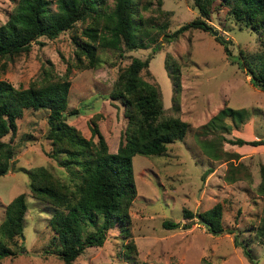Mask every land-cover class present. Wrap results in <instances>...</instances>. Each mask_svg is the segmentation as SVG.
Masks as SVG:
<instances>
[{"label":"rangeland","instance_id":"1","mask_svg":"<svg viewBox=\"0 0 264 264\" xmlns=\"http://www.w3.org/2000/svg\"><path fill=\"white\" fill-rule=\"evenodd\" d=\"M16 1L0 0V24ZM103 2L110 7L113 0ZM206 8L207 14H201L192 0H137L144 29L136 46L96 47L92 66L83 55V61L75 57L74 37L85 38L81 33L84 21L80 20L54 37H36L26 52L10 59L0 57V78L17 88L67 79L66 108L76 112L67 114L65 122L87 138L88 118L98 113L96 125L108 152L115 151L126 122L121 103L111 99L108 91L118 71L133 56L149 57L139 74L156 86L163 114L186 123L184 135L166 143L163 152L131 156L135 194L127 208L128 235L114 222L100 246L84 247L70 264H202L204 260L264 264V234L257 232L264 215V142L227 141L235 137L264 139V90L253 85L236 62L238 56L257 66L263 57L264 33L261 27L241 26L218 0H211ZM194 16H202L211 30L189 27L171 35ZM216 34L228 40L231 56L224 53ZM47 113L45 107L22 108L11 138L10 133L0 137L10 142L13 151L12 167L0 175V221L4 205L17 193L24 194L26 205L21 235L0 236L10 249L21 246V250L1 257L0 264H64L48 224L54 206L32 197L26 187L27 171L33 166H45L64 181L71 175L69 168L59 163L63 154L49 155ZM70 168L76 170L75 165ZM229 174L236 179L226 180L224 176ZM216 202L222 228L217 234L209 233L196 216L183 214L184 208L195 213ZM163 219L178 225L164 227ZM99 222L97 217L96 224ZM129 239L136 251L124 256Z\"/></svg>","mask_w":264,"mask_h":264},{"label":"trees","instance_id":"2","mask_svg":"<svg viewBox=\"0 0 264 264\" xmlns=\"http://www.w3.org/2000/svg\"><path fill=\"white\" fill-rule=\"evenodd\" d=\"M192 1L201 14H207L206 5L211 0ZM104 3L103 0H17L6 20L0 24V57L10 59L26 52L31 40L40 35L54 37L76 20L84 21L81 33L85 36L84 39L77 36L73 39L78 61H83L81 54L83 59H87V65H94L96 47L112 50L120 49L122 45L128 49L135 47L136 38L144 29L136 10L137 0H113L110 7ZM218 3L224 5L241 26L257 28L255 30L261 27L264 33V0H218ZM189 27L211 30L212 26L202 16H194L173 30L171 35ZM164 37L167 39L168 34ZM214 37L221 43L224 53L231 56L228 40L220 34ZM261 49L263 57L257 66L244 62L238 56L236 62L248 80L264 90V34ZM148 60V56L131 57L118 71L109 88L108 96L121 103L122 114L126 117L114 152L106 150L95 121L98 113L88 118L90 137L87 138L65 122L67 114L76 112L74 108H66L67 79L17 88L0 78V137L10 133L11 138L15 131V117L21 114L22 108H47L45 137L51 145L49 155L56 157V154H63L59 163L69 168L71 173L68 181H64L47 167L38 165L28 169L26 182L32 197L54 206L48 224L56 235L60 247L58 255L64 264H70L84 247L100 246L105 231L114 222L121 226L122 234L128 235L130 218L127 208L135 194L131 156L161 153L166 149V143L184 135L186 123L175 115L163 114L156 86L139 74L147 67ZM227 141L256 145L263 143L264 139L235 137ZM12 155L10 142L0 139V175L12 167ZM71 164L76 166V170L70 168ZM228 176H224L228 181L237 177L233 174ZM25 208L22 192L4 205L0 236L10 238L15 234L21 235ZM183 214L196 216L204 222L209 233L217 234L222 229L218 202L195 213L184 208ZM97 217H100L98 224ZM161 224L173 228L178 222L163 219ZM87 225L89 228L85 229ZM182 226L188 224L182 223ZM257 232L264 234V215ZM20 250L21 246L10 249L0 237V258ZM135 251L134 243L129 239L123 255H133ZM243 253L248 257V252L243 250ZM140 264L162 263L142 261ZM202 264L213 263L204 260Z\"/></svg>","mask_w":264,"mask_h":264},{"label":"water","instance_id":"3","mask_svg":"<svg viewBox=\"0 0 264 264\" xmlns=\"http://www.w3.org/2000/svg\"><path fill=\"white\" fill-rule=\"evenodd\" d=\"M204 223V222H203Z\"/></svg>","mask_w":264,"mask_h":264}]
</instances>
